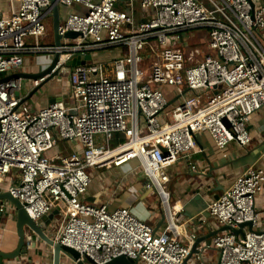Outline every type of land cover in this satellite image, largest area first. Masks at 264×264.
Here are the masks:
<instances>
[{
    "label": "built area",
    "instance_id": "obj_1",
    "mask_svg": "<svg viewBox=\"0 0 264 264\" xmlns=\"http://www.w3.org/2000/svg\"><path fill=\"white\" fill-rule=\"evenodd\" d=\"M56 1L80 7L60 20V45L44 39L50 0H8L9 13L0 10V192L17 198L33 220L57 209L62 225L53 238L96 264L121 254L139 264H186L191 247L179 241L186 232L178 221L180 207L170 201L166 168L194 150L202 130L223 158L231 142L251 141V117L264 106V5L124 0L126 8H120V0ZM134 3L153 14L135 22ZM198 27L208 29L209 52L202 57L198 47L175 44ZM68 31L78 35L67 38ZM109 47L124 50L106 61L93 59L95 50ZM37 52L49 59L57 52L56 67L92 55L90 63L71 68L68 99L33 108L22 100L28 92H22L23 78H4L21 71L24 54ZM145 60L149 67H141ZM42 79L31 80V88ZM160 85L174 88V106H167ZM118 134L123 138L113 143ZM59 141H76L80 152L47 155ZM132 160L163 207L161 230L128 207L84 200L91 169ZM263 185L264 167L250 165L207 202L220 226L250 221L253 230L244 226L243 237L231 229L219 232L204 245L217 250V260L198 256L195 264H264V208L255 205ZM6 207L0 200V213Z\"/></svg>",
    "mask_w": 264,
    "mask_h": 264
},
{
    "label": "crops",
    "instance_id": "obj_2",
    "mask_svg": "<svg viewBox=\"0 0 264 264\" xmlns=\"http://www.w3.org/2000/svg\"><path fill=\"white\" fill-rule=\"evenodd\" d=\"M200 1L209 6L207 0ZM256 3L264 5V0H256ZM118 6L126 8L125 1L120 0ZM133 8L135 22L146 20L153 14V9L141 8L137 3L133 4ZM74 9H80V7L78 5L73 7L60 5V20L62 21L67 13ZM0 10L5 14L9 13L8 0H0ZM49 20L52 24L51 14L46 16V24ZM198 28H204L205 32L200 33L199 37L196 38L192 29L184 31L182 38L175 44L183 49L198 47L202 57L209 52L207 48L208 29L205 27ZM51 35H53V31H51ZM123 50V48H119L118 51L114 52L112 58L120 55ZM112 58L110 57V59ZM48 61V55H36L32 64L29 63L28 65L26 62L25 67V64H22L21 71H36L39 67L45 66ZM53 78L54 81L46 89V96L49 97L47 102L40 104V98H38L34 100L36 103L33 105L27 101L31 107L45 106L50 103L49 99L52 97L56 99L69 98L68 79L62 81V77ZM31 86V80L26 79L24 82L25 92L29 91ZM171 88L169 87L167 90L170 92ZM172 89V95H168V100L174 101L168 107L174 106L177 102L174 88ZM249 127L254 131L251 141L245 146H238L231 142L227 146L228 158L221 157L208 131H199L194 137V150L186 156H181L166 168L170 178L168 183L170 201L180 207L178 221L186 232L179 236V241L182 244L192 247L197 237L206 235L220 226L206 210L207 202L229 187L235 176L246 167L250 165L264 167V106L252 115ZM72 152H80V147L76 141H59L53 148L46 151V154L69 155ZM135 166L136 162L132 161L121 167L107 169L108 175L101 172L98 176L100 181L98 188L92 193L86 192L84 200L89 203L104 202L111 209L118 206L128 207L137 218L151 224L154 229L161 230L166 221L162 217L164 215L163 207L159 203L155 191H150L144 186L143 177ZM8 180L5 181L4 186L8 185ZM198 194L201 199L196 201L195 198ZM255 205L259 209L264 208V185L256 195ZM52 213L54 215L49 220H45L44 217L42 221L48 223L46 232L54 237L61 229L62 217L57 209H53ZM42 221L40 222L42 223ZM190 233L195 234L194 239L190 238ZM212 237L198 243L197 251L192 254L189 253L186 264H195L198 256H201L205 262L217 260V250L204 246L212 242ZM16 242L15 210L7 201L6 211L0 213V250L10 251L14 249ZM3 264H52V248L41 239H37L35 247H29L27 253L21 254L15 259L4 260ZM62 264H69V261L63 258Z\"/></svg>",
    "mask_w": 264,
    "mask_h": 264
},
{
    "label": "water",
    "instance_id": "obj_3",
    "mask_svg": "<svg viewBox=\"0 0 264 264\" xmlns=\"http://www.w3.org/2000/svg\"><path fill=\"white\" fill-rule=\"evenodd\" d=\"M50 2L52 15L53 43L54 45H60L62 38V36L58 33V26L60 24V5L57 3L56 0H50ZM251 6H254L252 1ZM77 35L78 33L76 31H68L65 33V37L67 38H74ZM58 57L59 54L56 52L50 57L48 63L45 66L39 67V69H37L36 71H17L11 73L10 75H7L4 78H23L29 80H38L40 78H43L37 85L32 87L28 91V93L23 97V101H28L46 81L50 80L53 77H67L72 67L82 63H90L92 60V55L90 53H87L83 57L75 56L71 60L67 61L65 65L56 67ZM55 100L56 98L52 97L49 99V102H53ZM173 101L174 100H169L167 106H169ZM149 190L153 191L154 189L150 187ZM200 199L201 196L198 194L195 200L198 201ZM0 200L8 201L12 208L15 210V228L17 235V242L14 249L10 251L0 250V264H3L4 260L15 259L21 254L27 253V249L29 247H35L37 239H41L52 248V264H62L63 258H66L69 261V264H96L88 256L85 255L84 258H81L78 251L69 246L61 244L60 242L56 241L53 237H51L46 232V226L48 223L46 221H42L43 216L37 220H33L27 213L23 204L17 198L12 196L8 191L0 192ZM162 217L164 220L165 214ZM40 220L42 221V223L40 222ZM244 226H247L248 230H253L251 222L246 221L240 223L237 228H232L228 225H222L210 231L206 235L197 237L191 247L190 254L197 251L196 248L200 241L206 240L218 234L219 232L226 231L228 229H231L235 234H240L243 237ZM101 264H139V262L137 259H132L121 254Z\"/></svg>",
    "mask_w": 264,
    "mask_h": 264
},
{
    "label": "rangeland",
    "instance_id": "obj_4",
    "mask_svg": "<svg viewBox=\"0 0 264 264\" xmlns=\"http://www.w3.org/2000/svg\"><path fill=\"white\" fill-rule=\"evenodd\" d=\"M47 31L48 33L45 35L44 39L45 40H49V42H51L53 40V35H51V31H52V24L50 23V20L48 21L47 24ZM192 31L194 32V35H196V38L199 37L200 33H204L205 29L204 28H194L192 29ZM52 37V40H51ZM119 48L122 47H109V48H102V49H98L95 50L93 52V59L95 60H100V61H106L108 59H110V57L112 58V56H114V52L118 51ZM211 53H213L211 51ZM46 55V53L44 52H37V53H26L24 54V63L25 64L27 62V64L29 65L32 64L34 58L36 57V55ZM25 64L24 67L27 65ZM149 67L148 61L145 60L142 64L141 67ZM21 70V69H20ZM66 81L67 78L66 77H62V81ZM26 81V79H22L23 82V86L21 87L22 92H25L24 89V82ZM54 81V78H51L50 80L46 81L45 83H43V85L34 93V95L28 100L29 102L33 103V105H35L36 102H34L35 99L40 98V104H44L45 101L47 102V99L49 97L46 96V89L47 87ZM163 93L166 95V97L168 98V95H172L173 89L171 88V91L169 92L167 90V88H169V86L167 85H160L159 87ZM43 106V105H41ZM92 172V177H91V182L89 184V187L87 189V192H93L98 188V184H99V179L98 176L100 175L101 172H103L102 174L108 175L109 172L107 169H103V168H93L91 169ZM157 196V195H156ZM159 201V200H158ZM258 202V201H257ZM160 203V202H159ZM53 210L49 211L47 214H45L42 219L45 217V220H49L54 214L52 213ZM262 219L264 220V214L261 215ZM41 221V220H40Z\"/></svg>",
    "mask_w": 264,
    "mask_h": 264
},
{
    "label": "trees",
    "instance_id": "obj_5",
    "mask_svg": "<svg viewBox=\"0 0 264 264\" xmlns=\"http://www.w3.org/2000/svg\"><path fill=\"white\" fill-rule=\"evenodd\" d=\"M123 137L120 135V134H118L117 136H116V138H115V141L113 142V143H116L118 140H121Z\"/></svg>",
    "mask_w": 264,
    "mask_h": 264
}]
</instances>
